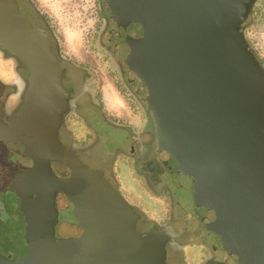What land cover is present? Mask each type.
Returning a JSON list of instances; mask_svg holds the SVG:
<instances>
[{"label": "water", "instance_id": "1", "mask_svg": "<svg viewBox=\"0 0 264 264\" xmlns=\"http://www.w3.org/2000/svg\"><path fill=\"white\" fill-rule=\"evenodd\" d=\"M260 1L102 0L113 48L154 125L155 156L216 236L205 264H264V67L245 35ZM46 42L16 1L0 0V47L27 67L14 122L0 83V145L30 161L5 191L25 217L26 251L0 264H168L178 234L139 232L140 216L104 170L61 140L70 91ZM60 196L77 236H57Z\"/></svg>", "mask_w": 264, "mask_h": 264}, {"label": "flooded vegetation", "instance_id": "2", "mask_svg": "<svg viewBox=\"0 0 264 264\" xmlns=\"http://www.w3.org/2000/svg\"><path fill=\"white\" fill-rule=\"evenodd\" d=\"M14 1L17 2L20 12L26 15L46 38V43L61 61L64 84L70 91L69 110L61 129V140L64 144L71 147L85 163L91 165L90 168L104 170L105 179L140 216L137 225L139 232H148L153 228H172L178 234L168 243L169 264H205L214 259L216 236L204 229L193 216L192 207L188 203L192 201V193L178 184L155 156L154 125L128 80L124 63L115 57L106 59L113 68L111 72L108 71V76L116 79V82L113 80L111 83L119 103L115 101L113 107L105 95L104 72L98 68L76 64L62 54L47 26L46 17L34 1ZM104 12L106 13L105 9ZM101 15L105 28H102L100 41L107 34L110 25L107 14L101 11ZM110 35L111 32L109 37ZM108 42L111 43L110 38ZM101 52L104 53L103 50ZM21 82L24 84L22 92L19 90ZM0 83L5 87L4 93L9 90L5 99L7 121L14 122L27 89V67L1 47ZM124 95H127L132 103L128 102ZM64 135L72 138V144L65 142ZM24 164L29 166L30 161L25 159ZM53 168L60 175H65L62 165L55 164ZM143 197L152 205H147ZM57 204L67 207V199L60 196ZM2 205L0 204V214L4 221L1 222H13L16 232L12 239L15 246L8 251L0 239V255L16 259L24 254V251L17 249L20 248L22 230L25 244V217L19 211L9 208L6 203ZM12 213H16L18 217H13ZM66 228L72 229L77 236L78 225L65 223L60 225L59 230ZM227 262L235 264L233 258Z\"/></svg>", "mask_w": 264, "mask_h": 264}, {"label": "rangeland", "instance_id": "3", "mask_svg": "<svg viewBox=\"0 0 264 264\" xmlns=\"http://www.w3.org/2000/svg\"><path fill=\"white\" fill-rule=\"evenodd\" d=\"M32 1L35 2V4L46 17L47 26L54 35V42L65 57L72 59V61H74L76 64H80L89 68H98L100 69L99 71L104 72L103 76L105 81L103 85L105 84L106 86L105 95L107 100L109 99L108 103L115 107L113 104H115V101L119 103V100L117 99V95L111 82L113 80L116 82V79L115 77L111 79V77L108 76L109 72H111L113 68L109 63L106 62V59L108 57H115L121 62L122 60L113 48V44H109L108 42V39H111V35L109 37V32H112L113 30L109 19L108 21L110 22V25L107 29V34H105V37L102 38L101 41L99 40V36L103 32L102 28H105V21H103V17L101 15V11L106 14L103 9L102 0ZM245 35L247 41L264 67V2H259L257 4L255 14L252 16L251 22L246 28ZM101 50H103L104 53H102ZM121 88L122 89L120 90L123 92V87ZM5 94L7 96L9 94V90H6ZM124 96L128 102L132 103L131 99L127 95ZM12 113H14V111ZM64 140L67 144H72L71 137L64 135ZM16 161L17 157L14 155H8L0 145V204L2 205V203H6L9 208L18 211L14 206L16 200L14 198L10 199L5 193L10 179L13 180L14 176L16 175L14 172L17 170V168L28 167V165L24 164V160ZM87 165L91 166L89 164ZM64 173H66L65 168ZM143 200L147 205H152L148 202V200H146L145 197H143ZM57 207L60 215L63 217L61 222H59L57 225V236L61 238H70L76 236V233H74L72 229L66 228L59 230L60 225L62 226L65 223L77 225L76 223H72L70 220L68 221L66 219L69 216V213H66V211L71 208L68 201L67 207H65L63 204H57ZM151 208L156 209L155 206H151ZM12 216L15 218L18 217V215L16 216V213H12ZM2 219L3 218L0 214V239H2V243H4V245H2L4 246L5 250L8 251L9 248H13L15 246V243L12 242L16 232L14 229L15 225L11 221L7 222V220L4 222V224L1 222L4 221ZM23 232L24 230L21 231L20 248L17 250L20 252L24 251L25 253V244L22 239ZM79 233L80 228L77 235Z\"/></svg>", "mask_w": 264, "mask_h": 264}, {"label": "clouds", "instance_id": "4", "mask_svg": "<svg viewBox=\"0 0 264 264\" xmlns=\"http://www.w3.org/2000/svg\"><path fill=\"white\" fill-rule=\"evenodd\" d=\"M23 89H24V84L21 82V83L19 84V90L22 92Z\"/></svg>", "mask_w": 264, "mask_h": 264}]
</instances>
